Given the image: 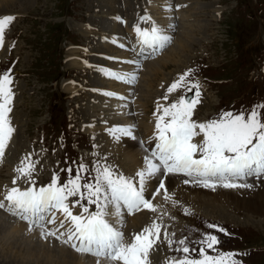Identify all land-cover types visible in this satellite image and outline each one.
<instances>
[{"label":"rangeland","instance_id":"374dc122","mask_svg":"<svg viewBox=\"0 0 264 264\" xmlns=\"http://www.w3.org/2000/svg\"><path fill=\"white\" fill-rule=\"evenodd\" d=\"M23 1L3 0L2 2L7 6L0 9V13H2L0 18L7 15L15 17L14 21L5 30V49L2 54L7 59L0 64V73L9 70L11 65L12 90L15 94L14 102L11 105L15 125L13 148H18L19 154L23 155L17 166L21 164L25 157L31 156V161L35 163L36 168L33 178L36 181V185L39 186L50 183L53 174L59 176L61 183L66 182L68 179L67 169L72 168L74 176L79 165L84 164L87 169L83 173L84 179L91 182V176L96 165L100 164L101 158L115 155L117 165L122 167L123 155L119 151L120 147L116 140L113 137H108V129L106 128L110 127L109 116L101 112L103 111L102 108L96 107L95 100L98 104L103 101L95 94L96 91H93V88L90 87L91 85L87 81L85 82V68L80 64L76 56L73 58L78 62V65H63L65 52L70 43L69 40L79 43V39L82 38L73 34V23L76 25L81 24L78 22L95 23L101 20L102 17H117L122 13L130 17L133 14L135 18H138V15L147 12L149 7L144 5L143 0H111V3L103 6V8H111L107 10V13H103L100 10L102 0ZM104 1L106 2V0ZM197 1L198 3L200 1L204 2V11L200 12L198 17H190V20H196L194 21L196 23H182L178 27L174 24L170 7L172 4L171 0H161L156 3L155 8L169 7L167 9L168 12L161 14V16L169 15V26L173 30L177 28L175 36L173 32L170 34V37L174 38L173 42L163 51L162 56L177 47V51L181 52L184 50L181 57L184 63H180L178 66L176 62H173L178 59L180 53L172 55V58L166 62H171L167 66H164L165 62L162 61V71L164 73L172 71L174 72V77L173 80H161L158 82L162 73H157L154 75L155 78L145 79L149 91L152 92L151 96L155 95L158 87L159 93L166 91L181 74L191 69L192 74L188 81L191 83L198 82L201 92L199 102L195 105L193 111L192 118L194 121L200 122L201 119L204 121L212 120L223 112L238 114L243 111L247 113L254 106L264 104L262 99L264 96V83H262L264 81V70L259 72L260 68H264V0ZM201 2L200 5H202ZM218 2L224 9L221 20L215 16L216 11L222 10H216ZM119 3L122 9L116 8ZM158 3H162V6ZM165 3L168 4L166 5ZM129 4L132 5L129 6ZM153 7L154 4L151 5V9ZM228 7L234 9L227 10ZM4 13L8 14L4 15ZM192 23L194 25L191 28L193 29V34L188 35L191 39L185 47V41L180 42L182 39L177 38V36L181 35L183 28ZM167 27L164 24L162 29L167 32ZM189 32L191 31L189 30ZM68 33H70L69 36ZM94 33L102 36L109 34L101 33V31L99 32L101 34H98L97 31H94ZM80 35L84 37L83 34ZM130 37L134 38V36ZM113 45L116 47L115 44ZM86 52L87 56L95 57L98 55L97 52H89L88 49ZM184 53L191 54V57L183 58ZM75 54L82 56L80 52ZM167 55L168 53L164 58ZM105 59L108 62L112 61L111 55H106ZM159 60H162V58ZM58 67L67 76L58 77L54 70V68L58 70ZM67 67L74 68L67 69ZM171 73L168 76H171ZM103 74L105 75V73ZM48 75L50 76L48 77ZM57 77L60 78L58 81L46 83L49 79ZM105 78L107 80L108 76ZM64 80L70 81L73 88L76 89L73 94L62 87ZM87 80H89V77ZM163 85L164 88H162ZM189 87L190 84L186 82L184 87L169 95L167 102L171 104L181 97H186L189 93L192 94L193 99L196 90L192 89L189 91ZM105 90L107 88L103 87L102 91L104 94ZM92 99L95 100L92 101ZM92 103L94 106L88 112L86 106L88 104L92 105ZM150 105V101L145 105L147 111L143 113V116L146 117L143 118V121L148 120L151 116L153 104L151 109ZM84 112L89 115L84 116ZM262 115H264V110H262ZM88 117L93 119L95 123L93 128L95 127V129L83 131L80 124L82 121L87 120ZM84 132H91L92 135L90 136ZM59 136L60 138H58ZM96 137L104 139L105 145L98 146L95 140ZM148 138V133L143 127L140 128L137 142L142 144ZM34 143H36V148L31 149ZM19 148L23 152H20ZM12 152L13 150L10 152L11 155ZM121 167L113 166L117 173L123 172V167ZM8 169L7 162L0 163L1 192L2 187L10 181L12 173L15 172L13 168H10L8 174ZM222 188L224 189L225 187ZM206 197H201V201H205L206 205L199 202L202 213L211 216L216 215L215 217H224L226 225H222L219 228L225 229V232H218L216 229L209 228L208 225L210 223H208V220L210 219L207 220L206 217L195 214L192 211H187L183 216L182 211L186 207L182 204H177L174 210L181 222L170 228V225L161 223V228L168 231V236L172 240L186 239L189 247L197 250L200 248V244L197 242L202 240L205 234H215L221 241L217 246L218 251L238 253L239 255L235 258L241 261V264H264V224L259 223L261 218H263L264 222L263 215H260V213H264V202L255 197L259 199V203L257 206L256 204L253 205L254 198L251 195L248 200L250 211H253L251 214L250 211L248 213L243 212L242 209L237 210L236 207H233L234 210L229 207L221 210L216 205L223 202L214 200L213 204H211L212 198ZM169 203L174 206L173 200H170ZM225 204L232 206L228 203ZM205 209L206 211H203ZM214 219H216V222H222L217 218ZM230 227L235 232L230 231ZM160 246L163 255H168L169 258H178L183 255L175 250L180 247L178 244H173L169 247L164 235H162ZM0 247L2 248V246ZM7 247L10 248V246ZM3 249H6V252L8 250L5 247ZM10 249L12 250V248ZM11 250L13 257L16 259L21 258L17 250ZM210 254L215 253L210 252ZM191 255L196 257L198 251L191 252ZM11 258L0 249V264H6L5 261Z\"/></svg>","mask_w":264,"mask_h":264},{"label":"snow or ice","instance_id":"6c2138e0","mask_svg":"<svg viewBox=\"0 0 264 264\" xmlns=\"http://www.w3.org/2000/svg\"><path fill=\"white\" fill-rule=\"evenodd\" d=\"M14 19L11 15L0 18V48L4 46L5 30ZM134 31L141 51L147 48L155 53L171 41L164 29L155 23L151 28L136 25ZM105 74L126 83H133L137 79L134 74L111 71ZM191 74V69L181 74L167 88L163 99L167 101L168 94L184 87L186 82L190 84L189 91L196 90L193 99L181 97L167 106L157 104L154 113L155 147L150 150V155L145 156V167L136 173L135 178L117 173L111 166L97 164L94 182H89L83 176L87 171L86 166L80 164L74 176L73 169H67L66 182L61 183L59 176L53 174L50 183L37 186L33 178L35 163L28 156L14 169L17 175L12 180L13 186L7 188L3 200H0V208L28 222L30 230L32 226L38 227L45 238L56 237L81 254L97 257L98 264L101 259L105 264H149L150 250L154 249L161 237V225L153 221L140 233L134 234L130 242L125 241L124 233L116 226L123 224L124 210L128 214L142 209L157 210L152 200L145 196L147 180L160 173H179L189 177L192 182L214 189L218 184L225 188H248L251 187L245 183L248 177H264V104L254 106L247 113L223 112L209 121H194L193 111L201 92L198 82L188 81ZM12 84L10 69L0 74V162L15 131L10 120L14 99ZM110 134L116 138L117 134L133 135L131 128L125 127L113 128ZM198 136H202L201 141L194 142ZM21 180L28 187L18 186ZM190 180L186 179L184 183ZM164 189L161 181L153 198ZM73 197L76 199L70 201L69 198ZM165 199H171L166 191ZM89 205H95V211H90ZM74 208H79L78 214L73 212ZM58 213L63 217L59 227L67 225L65 232L59 235V229L50 231L45 228L46 224H56ZM113 216L118 218L115 223L109 219ZM208 227L225 232L216 225L209 224ZM164 238L169 247L178 244L180 247L175 250L183 254L169 264H241L235 258L238 253L218 251L217 246L221 241L215 234H205L197 242L200 244L198 250L190 248L186 239L174 241L167 233H164ZM196 251L198 255L193 257L191 252Z\"/></svg>","mask_w":264,"mask_h":264},{"label":"bare ground","instance_id":"6f19581e","mask_svg":"<svg viewBox=\"0 0 264 264\" xmlns=\"http://www.w3.org/2000/svg\"><path fill=\"white\" fill-rule=\"evenodd\" d=\"M2 1L3 0H0V9H3V7L7 6ZM20 1L24 2L23 0H20ZM158 1L160 2L161 0H143L144 5L149 7L147 14L144 15L145 17L143 19H137V18L125 19L123 26L119 25L117 22H114L116 20L112 21V20H108V18L105 19L104 17H102L101 20H98L97 23L95 22V24H91L95 26L97 29L101 30L102 32L110 33V34H107L108 36L106 35V36L95 37L91 41L90 48H88V51L97 52V54L101 52L100 53L101 55L103 53L111 55L112 61L108 62L106 59V61L101 62L102 66H100L99 68V71H101V73L97 71L88 72L85 69L86 79L84 78V80L85 82L87 81V83L93 87L94 91H98V93L101 94L99 95L97 93V95L100 97V99L104 101V103H100V104L96 103V100H95L96 98L92 99V101L95 100L96 107L98 106L99 108L109 111V114H108L109 122H110L109 125L111 126V129L116 128V127L131 128V131L133 134L132 136H123V135L117 134L118 138L110 134V131L108 130L107 131H108V137H113L118 143V146L120 147L119 151H121L120 153L123 155L122 167L126 171L124 175L126 177H132V178H135L136 173L145 167L144 158L146 155H150L147 151L144 150V148H140V145L136 140L138 136V131L142 127L148 130L155 129L156 115H154V113H156L157 111V104L159 103L165 106L169 104L167 101L163 99V97L167 93V90L162 93H159L158 92L159 87H158L155 95L152 97L151 96L152 92L149 91L147 87V82L145 81V79L155 78L154 75H156L157 73H162V76L158 79V82H160L161 80L168 81L173 76L174 72L169 71L168 73H164L161 69V64H162L161 62L162 61L165 62L164 66L165 65L167 66V64H170L171 62L170 63H166V62L169 61L170 58H172V55H177L180 53L178 56V59L177 60L175 59L173 61V62H176L179 66L180 63H184V61H182V58H181L184 50L180 52L176 50L177 47H174L170 52L169 51L167 52L168 55L165 58L164 56L167 53H165V55L162 56L163 52H161V54H159L156 58H153V59L151 58V59H146V60L141 61L140 58L136 54V50H133L130 52L128 48L125 51L116 49V47L113 46V44L118 45L120 43L122 46L127 45L128 41L126 40L127 38H131L130 35L133 36V33L135 34L134 27L136 25H139L141 28H151L153 23H155L157 26L162 28L164 24H166L168 26L167 27L168 30H166L167 32H165V34L170 36V34L173 32L175 36V34L177 33V28L173 30L169 26V21H170L169 15L166 14L165 16L164 15L161 16V14H165L168 12L167 9L169 7L155 8L156 3ZM101 2H103V0ZM171 2L172 4L170 5V7L173 13V20H174V24H176L177 27L178 25H181L182 23H191V22L196 21V20H190V17H198L200 12L204 11L203 10L204 2H201V1L200 2L202 5H200V2L198 3L197 0H171ZM104 3L105 4L111 3V0L109 2H104ZM152 4H154L153 9H151ZM158 4L161 5L162 3H158ZM165 4L167 5L168 3H165ZM102 12L107 13L108 11L103 10ZM1 14L2 13H0V15ZM5 14H8V13H4V15ZM89 23L84 24V25L82 24L76 25L75 23H73V28H75L76 32L79 29L78 32L80 34H83L84 37L86 36L89 37L92 33L90 30ZM192 26L194 25L192 24L187 25L185 28L182 29L181 35L177 36V38L182 39L180 42L185 41V45H184L185 47L187 46V43L191 39L190 37H188V35L191 34L193 31V29H191L193 28ZM189 30L191 32H189ZM133 40L134 38L133 39L131 38L129 40V43L131 44L132 49L134 48L133 43H132ZM178 46L180 47V45ZM2 48L3 50L0 52V64L5 62L7 59V57L4 54H2L5 49V42ZM74 52H76V50H70L67 52L68 54H70L66 56V58L68 59V62H67L68 66L78 65V62L73 58L75 56L72 55V53ZM147 52H148L147 50H143V53H147ZM150 56L152 55L150 54ZM190 56L191 54L184 53L183 58L190 57ZM160 58H162V60H159ZM90 61L100 63L95 57L90 58ZM129 61H133V63H129ZM88 67L89 65L86 66V68ZM106 71H111V72H115L119 74H134L135 76L137 75L136 84L134 86H130L129 83L114 79L106 74L104 75L103 73H105ZM170 73H171V76H168L170 75ZM107 76L108 78L106 80L105 77ZM163 76L164 78L162 79ZM88 77H89V80H87ZM62 87L64 88V90H66L67 92H71V93H73L76 90L75 88H73L72 84H68L66 81H65L64 86ZM103 87L107 88V90H105L106 93H115V95H110V96L105 95L104 92L101 91ZM162 88H164V85L162 86ZM169 95L170 94H168V97ZM148 101L151 102L150 109L153 104L154 112L148 118V120L143 121V118H146L143 116V113L147 111V109L145 108L146 107L145 105ZM155 104H156V107H155ZM93 106H94L93 103L92 105L88 104L86 106L87 111L90 112ZM101 112H104V111H101ZM85 115L87 116L89 114L84 112V116ZM10 120H11V116H10ZM92 124H93V119L88 117L86 122L84 123V129L88 131L95 129V127L94 128L92 127ZM11 126L13 128L15 127L13 121H11ZM132 126H135V127L132 128ZM85 133L91 136V132L90 133L85 132ZM95 140L97 141L98 146H102L103 143L105 145V142L103 141L104 139L102 140L101 137H96ZM14 141H15V135L13 132L11 140L9 141L8 146L5 150L6 158H9L8 174H9L10 168H13L12 165H14L13 157H11V154H10V152L13 150ZM194 142L198 143V140L194 139ZM106 163L107 165H110V164H113V161L109 160V157H107ZM179 176L180 175L166 176L164 174L161 175L160 173V174H157L155 177L147 180L146 186H150V185L153 186L154 181L159 178L161 179L160 181H163L165 185V189L160 191V194L157 195L158 197L153 202V204L157 206V210L155 212H152L147 209H142V210H146L147 213L145 212L144 214H139V215L137 214L135 216L129 217L127 220L123 221V225H125V223L127 226L131 224L133 225L137 224L138 227L139 226L141 227V229L138 230L134 234H138L142 231L143 228H145L146 226H150L153 221L158 220L157 218L160 216V214L163 213L162 209L168 210L174 206H177V204H182V205L187 204L189 205V209H187V211L192 210L206 217L207 219L216 221V219L214 218H217L221 220L222 222H225L226 219L224 217H211V216H207L206 214L202 213V210L196 206V204L200 205L199 202L205 203L206 205L205 201L204 202L201 201V197L203 198V196H207L208 198H212L211 204H213L214 200L216 202H223L222 204L216 205V206H219L220 207L219 209L221 210H225L226 207L227 208L229 207L230 209L234 210L233 207H236L237 210L242 209L243 212L245 211L248 213L251 209L248 203V200L250 197L249 193L251 191H257V190L259 193H262L264 191V179L257 180L253 178V179L246 180L245 183L251 185V187H248V188H228V189L224 188L223 189L222 188L223 186L218 184L213 189L210 187H204L201 184H198L196 182H192L189 177L181 179ZM13 178L14 176L11 177L10 182L3 187L2 195H4L7 188H10L13 186L12 181H11L13 180ZM186 179H189L190 182L184 183V180ZM18 186L22 188H26L28 187V184L25 181H18ZM259 189H262V191H260ZM165 191L171 197V199H167V200L165 199ZM1 198L2 196L0 197V199ZM170 200L174 201V206L170 205L169 203ZM225 203H228L232 206H229ZM203 211H206V209ZM252 212L250 211L251 214ZM145 214H147L148 217H145ZM58 218H60L59 214H57V219ZM109 218L112 219L113 223H115L116 220L118 219L117 217H114V216L109 217ZM173 219L174 220L172 222H168V220H166L165 222V224L170 225L169 228L171 226H174L175 224L180 223V221L177 220L176 218H173ZM259 223L264 224L263 219H260ZM48 225L52 231H57V229H59V231L57 232V235H59V233L62 232V228L59 227L58 223L56 225L55 224H48ZM116 225L120 226L121 224H116ZM164 233L165 232L161 230V235H164ZM166 233L168 234V231H166ZM134 234L132 235L129 234L131 239ZM0 246H2V248L0 247L1 251H4L5 253H7L9 257H12L11 259L5 261L6 264H98V259H96V257H90L85 254L78 253V252L76 253L75 251L69 249V247H67L64 243H62L61 240H57L53 236H48L47 238H45V236L41 234V230L39 228L31 227V230H30V226L26 225L23 222L15 221L12 219H7L4 215L1 214V212H0ZM7 246H10L12 250L13 249L15 251L17 250L21 258L18 257L19 259H16L15 257H13L14 255L10 252L11 249ZM3 247L8 248L7 252L5 251L6 249L5 250L3 249ZM173 259H176V258H170L168 261L167 257L161 255L160 253L157 254L154 249L150 250L149 264H169V262L172 261ZM100 264H105V262L102 261L101 259Z\"/></svg>","mask_w":264,"mask_h":264}]
</instances>
